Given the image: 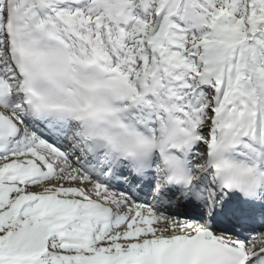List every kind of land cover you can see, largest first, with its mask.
Wrapping results in <instances>:
<instances>
[{
	"label": "snow or ice",
	"instance_id": "1",
	"mask_svg": "<svg viewBox=\"0 0 264 264\" xmlns=\"http://www.w3.org/2000/svg\"><path fill=\"white\" fill-rule=\"evenodd\" d=\"M0 264H264V0H0Z\"/></svg>",
	"mask_w": 264,
	"mask_h": 264
}]
</instances>
